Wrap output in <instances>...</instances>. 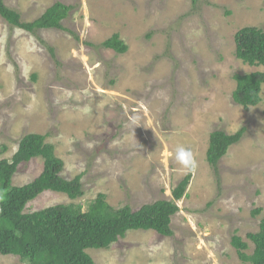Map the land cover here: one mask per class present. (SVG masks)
Returning <instances> with one entry per match:
<instances>
[{"label":"rangeland","instance_id":"374dc122","mask_svg":"<svg viewBox=\"0 0 264 264\" xmlns=\"http://www.w3.org/2000/svg\"><path fill=\"white\" fill-rule=\"evenodd\" d=\"M59 1L71 5L66 29L27 32L0 16V153L10 158L26 133L47 134L63 160L61 175L82 173L83 195L43 191L35 211L59 203L85 210L105 193L115 207L137 210L171 199L189 171L175 160L190 148L196 166L171 216L173 234L129 230L107 249H88L95 264H250L230 243L258 230L264 212V84L260 102L244 109L231 96L234 73L262 70L237 59L235 31L264 30V0H3L32 21ZM229 12V13H228ZM117 33L124 53L101 43ZM245 132L217 163L205 159L209 134ZM43 168L21 163L12 184ZM0 264H26L0 254Z\"/></svg>","mask_w":264,"mask_h":264},{"label":"trees","instance_id":"16d2710c","mask_svg":"<svg viewBox=\"0 0 264 264\" xmlns=\"http://www.w3.org/2000/svg\"><path fill=\"white\" fill-rule=\"evenodd\" d=\"M71 5L56 1L32 21H23L20 13L0 0V16L12 27L34 33L39 29H66L61 23L71 10ZM229 13V12H228ZM237 59L262 70L234 73L233 101L249 109L260 100L264 84V30L245 25L234 35ZM101 46L118 53L127 50V44L119 34L106 38ZM245 132L241 127L234 133L221 129L209 134L205 159L217 176V163L230 145L238 143ZM47 134L30 132L23 135L10 158L0 159V254L17 255L26 264H95L88 249H107L129 230H154L164 236L173 234L171 216L178 211L176 201L185 195L191 171L170 190L171 199H158L145 203L137 210L124 205L111 206L105 193H98L83 210L81 205L59 203L35 211H25L27 203L43 191H57L76 199L83 195L82 173L71 178L61 175L63 160L55 153V145L46 140ZM6 150L2 144L0 153ZM42 158V171L31 181L12 184V176L21 163L32 158ZM261 213L258 230L246 233L253 244L248 253V243L238 234L230 238L238 258L250 264H264V212L260 207L251 211L253 216Z\"/></svg>","mask_w":264,"mask_h":264},{"label":"clouds","instance_id":"9594fccd","mask_svg":"<svg viewBox=\"0 0 264 264\" xmlns=\"http://www.w3.org/2000/svg\"><path fill=\"white\" fill-rule=\"evenodd\" d=\"M174 156L176 162L181 165L183 169L190 172L195 168L196 162L190 148L178 146L175 149Z\"/></svg>","mask_w":264,"mask_h":264}]
</instances>
